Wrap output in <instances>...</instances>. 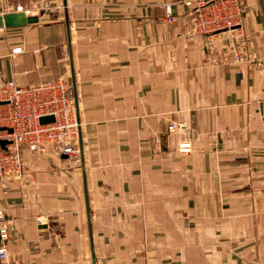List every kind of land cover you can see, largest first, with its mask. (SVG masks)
I'll return each mask as SVG.
<instances>
[{
    "label": "crops",
    "instance_id": "obj_1",
    "mask_svg": "<svg viewBox=\"0 0 264 264\" xmlns=\"http://www.w3.org/2000/svg\"><path fill=\"white\" fill-rule=\"evenodd\" d=\"M238 1L194 31L182 0H0L37 16L0 26V74L69 79L81 149L0 180V264H264V0Z\"/></svg>",
    "mask_w": 264,
    "mask_h": 264
},
{
    "label": "built area",
    "instance_id": "obj_2",
    "mask_svg": "<svg viewBox=\"0 0 264 264\" xmlns=\"http://www.w3.org/2000/svg\"><path fill=\"white\" fill-rule=\"evenodd\" d=\"M182 1L192 7L194 31L207 30L217 23L232 26L233 23L240 21L239 15L244 10L238 0ZM163 7L168 21L177 19L171 11V2L163 3ZM236 35L240 42L245 41L241 30ZM17 50L20 48L13 49ZM234 55L236 59L242 58L239 52ZM62 77L22 85L0 74V140L7 141L5 148L0 144V178L8 172H20L21 143L33 152H44L48 145L55 144L59 145L66 155L75 153L73 140L78 139L79 124L73 105L72 85L68 83L66 77ZM49 115L53 120L40 121L41 117ZM168 129L174 130V125L170 124ZM7 237L8 229L4 225L3 213L0 211V239L3 241ZM6 257L7 250L2 244L0 259L5 260Z\"/></svg>",
    "mask_w": 264,
    "mask_h": 264
},
{
    "label": "rangeland",
    "instance_id": "obj_3",
    "mask_svg": "<svg viewBox=\"0 0 264 264\" xmlns=\"http://www.w3.org/2000/svg\"><path fill=\"white\" fill-rule=\"evenodd\" d=\"M60 77H62V76H60ZM60 77H58V78H60ZM63 78V77H62ZM46 80V79H45ZM68 81V83L70 84V85H72L71 83H70V81H69V79L67 80ZM73 105H74V108H75V112H76V106H75V104L73 103ZM76 116H77V112H76ZM78 119V118H77ZM78 124H79V121H78ZM170 124H173L174 125V129H179V130H182V129H185L187 126H186V124L183 122V121H176V120H170V121H168V125L167 126H169ZM0 125H1V121H0ZM2 133H4V132H2ZM79 138V137H78ZM78 140L79 139H74L73 140V145L75 144V148H76V151H75V153L74 154H71V155H66L67 157H71V158H74V157H76L77 155H78V153H80V151H81V149H80V145H79V142H78ZM75 141V142H74ZM20 146H21V149H20V152H19V159H20V162H21V171H22V169H23V165H24V162H23V160H22V155H23V150H25V149H27L28 151H30L27 147H26V145L25 144H23V143H21L20 144ZM49 147H53V148H56L57 149V151H60V152H62V149H61V147L59 146V145H55V144H51V145H48L47 147H46V150L44 151V152H46L47 151V149L49 148ZM190 150V143L189 142H180V143H178V151H181V152H184V151H189ZM30 152H32V153H38V154H42V153H44V152H39V151H35V152H33V151H30ZM63 153V152H62ZM20 171V170H19ZM17 173H16V171H12V172H8V173H6V174H4L3 176H1V178H0V180L2 179V178H5V177H7V176H11V175H16ZM1 211V210H0ZM2 212V211H1ZM3 221H4V219H3ZM4 225H5V223H4ZM6 226V225H5ZM7 227V226H6Z\"/></svg>",
    "mask_w": 264,
    "mask_h": 264
},
{
    "label": "water",
    "instance_id": "obj_4",
    "mask_svg": "<svg viewBox=\"0 0 264 264\" xmlns=\"http://www.w3.org/2000/svg\"><path fill=\"white\" fill-rule=\"evenodd\" d=\"M37 21L36 15H29L23 9H17L14 11L4 12L0 14V26L4 27H16L23 26L27 23H32ZM53 120L51 115L43 116L40 118L41 122H47ZM6 140L1 139L0 144L3 148H5Z\"/></svg>",
    "mask_w": 264,
    "mask_h": 264
}]
</instances>
